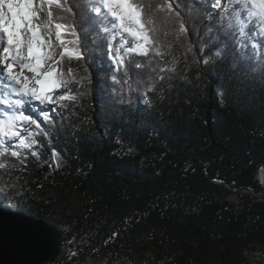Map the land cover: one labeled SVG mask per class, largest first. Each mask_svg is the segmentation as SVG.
Returning <instances> with one entry per match:
<instances>
[{
  "label": "trees",
  "instance_id": "1",
  "mask_svg": "<svg viewBox=\"0 0 264 264\" xmlns=\"http://www.w3.org/2000/svg\"><path fill=\"white\" fill-rule=\"evenodd\" d=\"M139 2L183 18L177 39L156 12L162 57L127 52L132 38L92 21L90 0H61L74 15L52 5L79 33L84 59L64 64L77 98L25 126L37 141L19 149L25 165L0 157L15 165L0 169V207L58 228L45 264H250L264 247V25L239 33L228 0Z\"/></svg>",
  "mask_w": 264,
  "mask_h": 264
},
{
  "label": "snow or ice",
  "instance_id": "2",
  "mask_svg": "<svg viewBox=\"0 0 264 264\" xmlns=\"http://www.w3.org/2000/svg\"><path fill=\"white\" fill-rule=\"evenodd\" d=\"M90 3L91 11L95 14L90 19L95 21L100 17L102 20H110L112 26H106L105 30L111 31L113 35L119 34L122 46L130 43L124 38L125 33L132 38L131 46L126 47L129 53L139 52L147 56L150 50H154L157 55H164L159 47L153 48L158 43L155 38L160 29L156 12L160 10L166 13V24L175 21L177 39L187 35L183 18L179 11L173 9L172 3L156 6L155 9L152 4L140 3L139 0H90ZM220 3L221 0H215V5ZM53 4L65 13L74 15L72 7L62 4L61 0H0V100L6 105V109L0 112L4 117L0 119V133L3 134V139H0V157L10 154L21 165H25L27 155L21 158L22 152L19 149H31L37 143L25 126H41L38 119L27 114V101L45 104L77 98L69 89L71 83L78 82L73 69H65L61 65L66 55L69 59H84L79 33L74 24L59 22L66 19V16L54 17ZM224 11L232 27L239 33L247 35L246 26L254 19L259 25H264V0H228V7ZM53 30L58 43L51 39ZM65 30H70L74 39L62 38L61 33ZM68 44H74L75 49H70ZM117 62L123 64L124 57H119ZM204 62L207 63V60ZM136 67L141 65L137 64ZM160 78L163 79L162 76ZM61 88L65 91H54ZM5 93L15 94L14 102ZM41 112L43 121L50 122V114L43 109ZM22 132L25 135L22 136ZM9 137L18 139L16 143H8ZM31 155L36 156L37 153L32 151ZM8 167L15 165L0 160V169Z\"/></svg>",
  "mask_w": 264,
  "mask_h": 264
},
{
  "label": "water",
  "instance_id": "3",
  "mask_svg": "<svg viewBox=\"0 0 264 264\" xmlns=\"http://www.w3.org/2000/svg\"><path fill=\"white\" fill-rule=\"evenodd\" d=\"M60 243L55 226L0 207V264H45L59 255Z\"/></svg>",
  "mask_w": 264,
  "mask_h": 264
},
{
  "label": "rangeland",
  "instance_id": "4",
  "mask_svg": "<svg viewBox=\"0 0 264 264\" xmlns=\"http://www.w3.org/2000/svg\"><path fill=\"white\" fill-rule=\"evenodd\" d=\"M53 29H54V26H53ZM51 39L58 43V41H56V35H55V30H53V34H52V37ZM57 51H59V49H57ZM67 61V55L65 56V59L64 61L62 62V67L64 68V64L66 63ZM30 75V73H29ZM71 88V84L69 85V89ZM62 91H65L63 88L58 91L59 92H62ZM6 96H9V95H15V94H11V93H5ZM54 100L56 99V96H54ZM27 113H30L32 114L36 119H38L39 121H41L40 119H42V112H41V109H43L44 112H49L51 111L52 108L50 107H47V106H44L42 104H40L39 102H36L34 100H28L27 101ZM55 109H53V113H54ZM260 180L261 182L264 181V173L262 172L261 176H260ZM264 182H262L263 184ZM249 262L250 264H264V247H259V248H256L253 253L249 256Z\"/></svg>",
  "mask_w": 264,
  "mask_h": 264
},
{
  "label": "bare ground",
  "instance_id": "5",
  "mask_svg": "<svg viewBox=\"0 0 264 264\" xmlns=\"http://www.w3.org/2000/svg\"><path fill=\"white\" fill-rule=\"evenodd\" d=\"M8 97L11 99V98L16 97V96L15 95H9Z\"/></svg>",
  "mask_w": 264,
  "mask_h": 264
}]
</instances>
